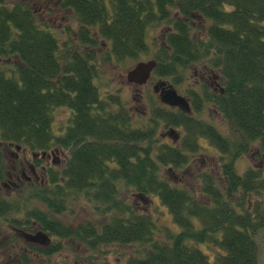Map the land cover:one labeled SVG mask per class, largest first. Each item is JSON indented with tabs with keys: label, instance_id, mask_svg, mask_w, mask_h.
<instances>
[{
	"label": "trees",
	"instance_id": "trees-1",
	"mask_svg": "<svg viewBox=\"0 0 264 264\" xmlns=\"http://www.w3.org/2000/svg\"><path fill=\"white\" fill-rule=\"evenodd\" d=\"M55 2L78 26L65 41L29 0H0L1 138L45 151L55 140L53 110L67 107L72 115L67 132L56 139L71 149L67 170L50 188L0 196V224L7 226L1 230H36L56 239L38 248L23 245L16 232L12 239L0 238L1 247L17 255L14 264L38 258L41 264H85L74 248L72 258L57 260L69 252L64 241L84 246L104 264L115 246L134 249L130 256L120 254L118 264H260L256 234L264 229V208L256 203L251 212L249 206L250 197L264 192V177L253 169L238 174L235 162L253 148L264 154V0ZM195 20L203 25L195 27ZM162 25L153 79L177 88L193 72L216 75L223 93L207 85L189 92L193 109L200 113L203 100L213 104L241 141L163 105L166 112L154 113V125L183 135L177 144L158 146L155 129L134 127L122 105L117 114L105 106L100 68L140 60L149 49V32ZM203 139L223 155V181L207 172L197 175L199 193L208 199L202 203L198 190L170 182L163 170L180 174ZM153 197L179 232L158 224L136 203L147 205ZM82 205L90 217L63 219H74V206Z\"/></svg>",
	"mask_w": 264,
	"mask_h": 264
},
{
	"label": "rangeland",
	"instance_id": "rangeland-1",
	"mask_svg": "<svg viewBox=\"0 0 264 264\" xmlns=\"http://www.w3.org/2000/svg\"><path fill=\"white\" fill-rule=\"evenodd\" d=\"M29 1L30 3H32V5H34V8L38 10L40 19L50 25L53 31L57 33V36L60 38L61 41L68 40L69 33L71 34V37H73L75 32L78 30V26L72 19V15L70 13H67L66 11L59 9L55 0ZM193 24L195 25V27L203 25L200 20H195ZM164 25L158 26V28H156L157 30L154 28V30L152 29L149 32V49L141 57L140 60H125L122 63L112 62L110 64H104L99 70L101 78L97 81V84L99 85L100 98L102 99V101H104L105 106L111 111L115 112V114H117L121 110L119 106L122 105L124 109H126V111L129 112V114L133 117L134 127L141 126L148 129H155L156 142L159 143L158 146L163 144H175V137L178 135L181 136L183 135V133L182 131L177 130L175 136H170L168 129H165V126L163 124L154 125V113H157L158 111L166 112L164 106L159 100V97L153 91L154 85L159 81V79L155 78L151 80V82H149L144 87H137L135 85L128 84L127 73L132 70L139 62L155 60V56L157 55L159 47L162 44L161 36L164 33L163 29L166 27ZM68 28L71 29V32L68 31ZM191 75L189 76L188 80H186L182 85L177 86L176 88L180 94L188 98L191 97L189 92L192 93L193 90L196 91L198 89L196 85L195 72H193ZM198 91H200V89H198ZM204 104L205 106L201 107L200 113L196 112L195 117L198 118L200 121L214 125L226 137L241 141V139L238 138V136L233 132L228 122L224 121V119H222L220 115L216 114V109L212 108V106L207 105L206 103ZM71 118V111L67 107H58L53 110L52 128L56 137H60L62 136V134H65V129L67 128L69 122H71ZM200 145V151L198 153L191 154V165L182 170L180 174L171 175L166 169H164L163 172L166 174L170 182H182L185 187H188L189 189L193 190H198V199L203 203L208 199L203 195H200V185L196 177L200 173L207 172L209 174L215 175L219 181H223V162L221 161V156L223 155L208 140H201ZM255 150L257 149L253 148V150L249 154H245L236 160L235 167L238 174L243 176L248 170L259 167L258 164L260 163V161L255 158ZM219 183L222 184V182ZM123 195H127L130 201L134 203V199L131 193L127 194L126 192H123ZM250 199V205H252L251 209L253 211L256 203H258V201H262L264 198L262 196L253 195L252 197H250ZM136 203L139 207L141 206V210H144L149 213L153 220L156 221L158 224L165 225L174 233L179 232V228L173 222L169 210L162 205L159 198H151V201L147 205H144L141 202ZM74 208L76 209L75 218L73 219L72 217V219H70L68 217H64L63 219L67 222H69L70 220L78 222L80 218H85L86 216H89L88 211H90V209H87V207H85L84 205L74 206ZM93 221H96L95 216L93 218ZM2 228H7V226L2 227V225L0 224V230ZM13 232L14 231H10L9 233L7 231L1 230L0 238H7L6 240L12 239ZM20 238L22 241L24 240L22 236H20ZM256 238L260 248V264H264V231H259L256 234ZM55 242L56 239L51 236V243L44 247H49ZM66 243L67 242L64 241L63 244L67 248V251H69L67 252L69 254H60L62 256H57L58 261L63 260L65 256H69L72 258L74 255V248L76 252H80L81 256L83 255V262H85V264H104L105 260L102 259V257H92L90 253L85 250L84 246H78L76 243H73L71 247H68ZM23 245H26V242ZM38 245L40 247H43L41 244ZM1 246H3L2 240H0V264H14L17 255L14 254L9 248H2ZM20 247H22L20 249L21 251L23 249V246ZM203 249L207 250L206 247H203ZM108 250L113 252V254L111 253L110 255H108L106 259L109 264L120 263V257H123L120 254L126 253L127 256L134 254L133 248H126V250L123 251L121 247L115 246L109 247ZM41 263L42 259L40 258L33 259V261L31 262V264Z\"/></svg>",
	"mask_w": 264,
	"mask_h": 264
},
{
	"label": "flooded vegetation",
	"instance_id": "flooded-vegetation-1",
	"mask_svg": "<svg viewBox=\"0 0 264 264\" xmlns=\"http://www.w3.org/2000/svg\"><path fill=\"white\" fill-rule=\"evenodd\" d=\"M195 79L198 89L202 88L203 85H207L216 93L219 91L223 93V90L220 88L219 78L216 75L197 71L195 72ZM198 89L196 91H198ZM186 98L191 104L194 116H196V111L193 109L192 98ZM204 103L205 102L203 100L201 107L205 106ZM210 106H212V108H216L213 104ZM174 109L178 110L177 108ZM216 114L220 115L217 110ZM67 129L68 126L65 129V133L67 132ZM168 131L170 136H175L177 133L176 129H168ZM181 138L182 135L176 136L174 143H179ZM56 139H59V137L55 136L52 147L48 150L37 152L23 146L19 149L18 145L4 141L0 135V196L5 197V199H11L21 196L29 191L51 187L52 183L56 179V175L62 174L67 170L71 157L70 147L66 149L62 144H59ZM255 155V158L259 160L260 163L258 164V168L252 169L259 170L264 177V154L262 155L261 153H257ZM261 196L264 198V192L261 193ZM258 203L262 204L264 208V199L262 201H258ZM251 208L252 205L249 206V210L253 212L254 210L252 211ZM262 230L264 231V229ZM13 231L22 236V231L25 230L14 228ZM29 233H36V230H32ZM25 242L26 245L40 248L38 244L29 243L26 240H23V243Z\"/></svg>",
	"mask_w": 264,
	"mask_h": 264
},
{
	"label": "water",
	"instance_id": "water-1",
	"mask_svg": "<svg viewBox=\"0 0 264 264\" xmlns=\"http://www.w3.org/2000/svg\"><path fill=\"white\" fill-rule=\"evenodd\" d=\"M157 67L158 62L156 60L137 63L136 66L127 73L128 84L137 87L146 86L151 81ZM153 90L154 93L159 95L162 104L171 108H178L188 115L192 114L190 102L186 97L181 96L173 85L161 81L154 86ZM18 148L20 149V147ZM22 235L28 242L41 244L43 247L51 242L49 236L44 232H38L35 235L22 232Z\"/></svg>",
	"mask_w": 264,
	"mask_h": 264
}]
</instances>
